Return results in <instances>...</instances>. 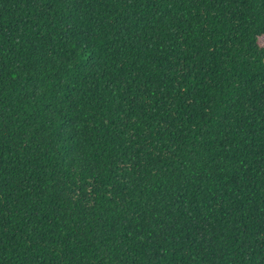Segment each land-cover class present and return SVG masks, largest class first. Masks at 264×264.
<instances>
[{
    "label": "trees",
    "instance_id": "1",
    "mask_svg": "<svg viewBox=\"0 0 264 264\" xmlns=\"http://www.w3.org/2000/svg\"><path fill=\"white\" fill-rule=\"evenodd\" d=\"M264 0H0V264H264Z\"/></svg>",
    "mask_w": 264,
    "mask_h": 264
},
{
    "label": "rangeland",
    "instance_id": "2",
    "mask_svg": "<svg viewBox=\"0 0 264 264\" xmlns=\"http://www.w3.org/2000/svg\"><path fill=\"white\" fill-rule=\"evenodd\" d=\"M259 41H260V44L264 46V35L260 37Z\"/></svg>",
    "mask_w": 264,
    "mask_h": 264
}]
</instances>
